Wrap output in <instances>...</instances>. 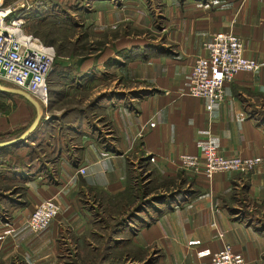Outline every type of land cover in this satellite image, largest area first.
<instances>
[{"label": "crops", "instance_id": "1", "mask_svg": "<svg viewBox=\"0 0 264 264\" xmlns=\"http://www.w3.org/2000/svg\"><path fill=\"white\" fill-rule=\"evenodd\" d=\"M90 2L95 54L52 70L44 122L0 149V264H210L225 243L264 264V163L209 178L179 160L208 141L264 159V0ZM218 32L243 38L259 68L236 73L208 111L188 92ZM70 98L78 110L55 106ZM19 111L0 114V139ZM48 198L59 212L34 232L28 218Z\"/></svg>", "mask_w": 264, "mask_h": 264}, {"label": "built area", "instance_id": "2", "mask_svg": "<svg viewBox=\"0 0 264 264\" xmlns=\"http://www.w3.org/2000/svg\"><path fill=\"white\" fill-rule=\"evenodd\" d=\"M25 17L21 9L3 5L0 0V80L25 90L44 107L49 102L48 75L51 71L54 47L44 44L24 31ZM206 55L195 59L189 94L205 97L211 111L224 100L225 84L240 71H256L259 63L245 55L243 38L233 32H218L204 43ZM180 165L195 174L212 178L217 172H250L264 163L260 156H226L212 142H206L200 154H181ZM80 173L85 168L78 169ZM59 206L51 199L39 202L32 210L27 226L34 232L44 230L58 214ZM210 264H248L242 253L225 243Z\"/></svg>", "mask_w": 264, "mask_h": 264}, {"label": "rangeland", "instance_id": "3", "mask_svg": "<svg viewBox=\"0 0 264 264\" xmlns=\"http://www.w3.org/2000/svg\"><path fill=\"white\" fill-rule=\"evenodd\" d=\"M92 4L90 0H3V5H11L17 9H29H27L28 13L24 24V31L38 37L44 44H49L54 47L55 55L51 71L62 68L63 60L67 61L66 59H70L72 62H75L84 58L85 55L95 54L96 45L99 46L102 39L100 36L98 37L95 35L93 29L89 27L85 29L83 26L85 22V12H92ZM89 9L91 10L89 11ZM90 18L91 19H88L87 23L92 21L93 13L90 14ZM138 31L139 29L135 30L137 41L143 38V36L139 35ZM72 64L77 66L78 62ZM64 80L68 79L61 78L60 82H64ZM0 82H2V80H0ZM3 83L4 84L1 85L15 88V86L5 81H3ZM62 85L64 84L62 83ZM78 102L77 99H64L55 104V106L57 108H70V106L73 107L76 105L78 107L75 109L78 110L80 108ZM0 105L2 106L0 109V114L2 115L9 114L11 111L14 112V110L16 111L18 108L20 110L19 112L24 114L20 116V121L18 120L16 123L19 126L15 130H22L26 127L23 130L25 131L36 114L34 106L17 95H0ZM39 105L42 109V115L50 106L49 104L44 107L40 103ZM72 112L75 113L76 110ZM51 120H45V122H52ZM58 123L62 124L60 122Z\"/></svg>", "mask_w": 264, "mask_h": 264}, {"label": "water", "instance_id": "4", "mask_svg": "<svg viewBox=\"0 0 264 264\" xmlns=\"http://www.w3.org/2000/svg\"><path fill=\"white\" fill-rule=\"evenodd\" d=\"M0 92L12 93V94L22 96L23 98H25L27 101H29L34 106L35 111H36L34 119L32 120L31 124L29 125V127L25 131H23L20 135H18L15 138L5 140V141H0V149H1V148H6L9 146L19 144L22 141H24L25 139H27L31 135V133H33L36 130V128L38 127L39 121L42 117V109H41L39 103L36 101V99L32 95H30L28 92H26L25 90H22V89L16 88V87L15 88L6 87V86L0 84Z\"/></svg>", "mask_w": 264, "mask_h": 264}, {"label": "trees", "instance_id": "5", "mask_svg": "<svg viewBox=\"0 0 264 264\" xmlns=\"http://www.w3.org/2000/svg\"><path fill=\"white\" fill-rule=\"evenodd\" d=\"M0 84H4L3 83V81L2 82H0ZM0 95H2V96H10V95H16V94H12V93H2V92H0ZM17 96H20V95H17ZM20 97H22V96H20ZM23 98V97H22ZM25 99V98H24ZM26 100V99H25ZM27 101V100H26ZM29 102V101H28ZM2 108V106L0 105V109ZM43 119H44V114L42 115V117H41V119H40V121H39V124L40 123H42L43 122ZM39 124H38V126H39ZM26 128V127H25ZM25 128H23L22 130H15V131H13V132H11V134L10 135H6V136H2L1 137V139H0V141H3V140H8V139H11V138H13V137H17L18 135H20V133L25 129Z\"/></svg>", "mask_w": 264, "mask_h": 264}]
</instances>
